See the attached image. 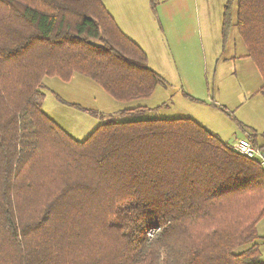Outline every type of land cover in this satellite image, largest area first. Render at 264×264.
<instances>
[{
  "label": "trees",
  "instance_id": "obj_1",
  "mask_svg": "<svg viewBox=\"0 0 264 264\" xmlns=\"http://www.w3.org/2000/svg\"><path fill=\"white\" fill-rule=\"evenodd\" d=\"M235 3L264 97V0ZM147 63L101 0H0V264H264V170L204 125L142 105L80 141L42 111L44 78L147 100L168 86Z\"/></svg>",
  "mask_w": 264,
  "mask_h": 264
},
{
  "label": "rangeland",
  "instance_id": "obj_2",
  "mask_svg": "<svg viewBox=\"0 0 264 264\" xmlns=\"http://www.w3.org/2000/svg\"><path fill=\"white\" fill-rule=\"evenodd\" d=\"M159 1L158 25L164 49L150 53L147 64L163 77L167 87L156 88L148 100L119 103L83 76L74 75L66 83L44 78L40 88L43 113L80 141L107 120L121 121L118 111L142 105L154 109L143 114L145 119L186 118L189 114L200 118L229 146L253 131L263 132L264 97L258 92L262 79L251 60L240 57L246 49L234 27L235 0L225 41L220 34L222 9L228 0ZM257 143L261 145L262 139ZM257 233L264 235V218Z\"/></svg>",
  "mask_w": 264,
  "mask_h": 264
},
{
  "label": "crops",
  "instance_id": "obj_3",
  "mask_svg": "<svg viewBox=\"0 0 264 264\" xmlns=\"http://www.w3.org/2000/svg\"><path fill=\"white\" fill-rule=\"evenodd\" d=\"M101 2L109 14L114 18L117 27L142 48V51L146 53L149 61L150 53L161 52V50L164 49L160 41L163 39L161 38V29L158 25L160 16L159 5L162 4V2L157 0L154 9L151 8L149 0H101ZM152 49H154V51ZM245 55L246 52L240 57L247 58ZM150 69L156 72L152 67H150ZM188 118L194 119L202 126L205 124L203 120L191 114H189ZM204 127L210 130L207 125H204ZM211 133L215 134V132L212 131ZM216 137L223 141L222 138L219 137V134H217ZM243 138H248L252 142V136L248 134H246L245 137L242 136L240 139ZM261 244L262 246H260L259 251L263 252L264 242H261ZM262 252L261 254L264 255Z\"/></svg>",
  "mask_w": 264,
  "mask_h": 264
},
{
  "label": "built area",
  "instance_id": "obj_4",
  "mask_svg": "<svg viewBox=\"0 0 264 264\" xmlns=\"http://www.w3.org/2000/svg\"><path fill=\"white\" fill-rule=\"evenodd\" d=\"M232 146L237 154L257 162L258 165L264 170V149L260 146L254 145L250 139H238Z\"/></svg>",
  "mask_w": 264,
  "mask_h": 264
}]
</instances>
